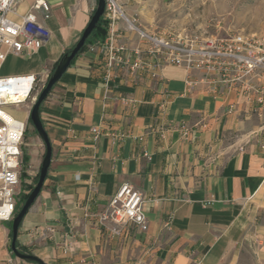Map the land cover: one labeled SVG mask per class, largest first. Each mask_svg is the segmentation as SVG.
Returning a JSON list of instances; mask_svg holds the SVG:
<instances>
[{"label": "crops", "instance_id": "1", "mask_svg": "<svg viewBox=\"0 0 264 264\" xmlns=\"http://www.w3.org/2000/svg\"><path fill=\"white\" fill-rule=\"evenodd\" d=\"M33 1L17 0L10 16L20 19ZM47 1L49 16H37L50 37L23 55L3 46L0 75L50 74L97 6ZM114 30L125 58L138 49L150 64L147 44L123 20ZM91 45L40 104L51 161L18 243L45 264H239L244 243L264 229V108L255 112L238 92L212 89L201 71L107 69L102 48ZM36 136L28 162L40 168L45 144ZM125 182L144 196V232L101 219ZM66 242L73 248L64 251ZM10 253L2 264H37Z\"/></svg>", "mask_w": 264, "mask_h": 264}, {"label": "built area", "instance_id": "2", "mask_svg": "<svg viewBox=\"0 0 264 264\" xmlns=\"http://www.w3.org/2000/svg\"><path fill=\"white\" fill-rule=\"evenodd\" d=\"M16 7L17 0H0V62L4 61L7 51L18 55L31 53L41 48L50 37V31L37 16L39 11L43 12L44 18L49 16L47 0H34L20 19L10 16ZM104 17L108 21L107 36L101 44H92L91 49L94 46L102 48L107 69L129 65L131 71L146 66L154 70L162 65H174L189 73L201 71L203 79L212 84V89L219 87L238 92L255 112L264 108V39L261 37L235 33L197 41L184 32L149 33L137 26L135 19L130 20L124 14L117 0H105ZM120 19L147 44L146 53L152 59L149 65L138 49L133 60L124 57L125 46L116 43L114 33ZM3 46L7 48L6 52ZM47 77V73L0 75V230L2 223L10 222L15 215L26 126L25 119L15 117L7 108L20 107L34 92L39 94ZM26 113L29 114V108ZM93 132L96 138L97 130L93 129ZM101 219L115 224L130 222L140 231H146L148 222L142 192L127 182L121 183ZM72 248V242L64 244V251Z\"/></svg>", "mask_w": 264, "mask_h": 264}, {"label": "rangeland", "instance_id": "3", "mask_svg": "<svg viewBox=\"0 0 264 264\" xmlns=\"http://www.w3.org/2000/svg\"><path fill=\"white\" fill-rule=\"evenodd\" d=\"M117 2L130 20L135 19V24L149 33L184 32L197 41L214 37L223 38L235 33L255 34L264 39V0H117ZM53 70L48 74L44 86ZM37 96L38 94L34 92L20 107L10 106L7 110L15 117L23 119L28 108L30 112ZM28 119L29 114L25 119L26 126L21 146V182L15 214L23 205V194L28 192L27 185L34 184V177L40 170L39 166H34L32 162L24 164L23 160L24 153L29 152V144L37 137ZM11 225L12 220L3 222L0 230L4 242V251L0 252V264L3 263L2 256L10 251ZM10 255L16 258L12 252ZM238 262L264 264V229L263 232L252 234L249 241L244 243Z\"/></svg>", "mask_w": 264, "mask_h": 264}, {"label": "water", "instance_id": "4", "mask_svg": "<svg viewBox=\"0 0 264 264\" xmlns=\"http://www.w3.org/2000/svg\"><path fill=\"white\" fill-rule=\"evenodd\" d=\"M105 11V0H97V6L92 13L90 20L87 24V26L84 28V30L81 33V36L79 37L78 41L75 43V45L70 49L69 52L65 53L58 61L57 65L55 66L52 74L49 76L46 85L43 87L41 92L38 94V96L35 99V102L32 105V108L29 112V118L32 122V125L34 129L36 130L39 137L43 140L45 144V153L42 158L40 170H39V176L36 184L33 186V189L28 194L26 200L24 201L22 207L19 209V211L14 215L12 219V225H11V242H10V250L20 260H23L25 262H33L37 264H45L39 257L36 255H33L29 252H24L19 250L16 247V240H17V234H18V228L20 226V223L26 214L27 210L31 206V204L35 201L37 196L39 195L44 181L47 176L48 168L51 161V144L49 141V138L47 136V133L42 125L40 114H39V108L42 101L46 98L48 93L51 91L54 84L61 78L63 73L67 70L69 65L71 64V61L74 59V57L78 54L82 46L84 45L86 39L94 29L96 23L100 19V17L104 14Z\"/></svg>", "mask_w": 264, "mask_h": 264}, {"label": "trees", "instance_id": "5", "mask_svg": "<svg viewBox=\"0 0 264 264\" xmlns=\"http://www.w3.org/2000/svg\"><path fill=\"white\" fill-rule=\"evenodd\" d=\"M93 12H94V11H93ZM107 25H108V21H107V19L104 17V14H103V15L100 17V19L98 20V22L96 23L94 29L92 30V32L90 33V35H89L88 38L86 39L84 45L82 46V48L80 49V51L78 52V54L81 53V52H83L89 44H97V43H98V44H101V43L104 41L105 37L107 36V32H108ZM69 51H70V49H67V50L63 53V55H64L65 53L69 52ZM78 54H77V55H78ZM63 55H62V56H63ZM77 55H76V56H77ZM62 56H61V57H62ZM76 56L74 57V59L76 58ZM74 59H73V60H74ZM73 60H72V61H73ZM58 61H59V60H58ZM58 61H57V63H58ZM72 61H71V62H72ZM57 63H56L55 65H57ZM28 120H29V122L32 124L30 118H29ZM34 130H35V129H34ZM35 132H36V130H35ZM23 160H24V164H26V163L28 162V154H27L26 152L24 153ZM38 176H39V172H38L37 175L34 177V184H29V185H27V190H28V192L23 194V203H24V201L26 200V198H27L28 194L30 193V191L33 189V186L36 184V182H37V180H38ZM46 177H47V176H46ZM17 212H18V211H17ZM16 247H17L19 250L26 252V249H25L23 246H21V245L18 243L17 240H16Z\"/></svg>", "mask_w": 264, "mask_h": 264}]
</instances>
